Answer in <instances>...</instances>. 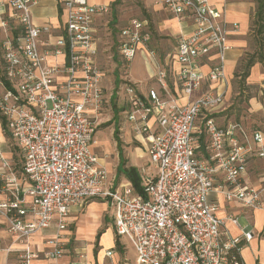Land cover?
<instances>
[{
  "label": "built area",
  "instance_id": "2783aa9c",
  "mask_svg": "<svg viewBox=\"0 0 264 264\" xmlns=\"http://www.w3.org/2000/svg\"><path fill=\"white\" fill-rule=\"evenodd\" d=\"M37 3L8 0L2 21L3 27L10 21L13 26L1 44L0 115L23 156L21 172L15 171L0 145V216L13 239L27 240L56 225L48 255L61 258L72 207L104 199L112 208L116 235L135 250V262L127 264H245L240 249L252 232L230 235L227 218L217 214L219 206L210 199L219 191L248 208L264 207V185L245 180L252 158L264 160V133L220 119L228 92L229 35L238 24L229 23L210 0H157L194 25L190 34L177 38L164 63L150 46L147 19L133 18L118 27L121 57L128 62L147 58L151 77L160 84L146 93L125 85V119L149 154L148 167L140 173L144 193H139L129 179L110 180L93 149L108 104L96 21L110 15L111 6L60 0L65 20L52 36L50 23L33 20ZM210 59L214 62L206 72L203 63ZM170 71L176 77L173 89ZM202 136L207 156L197 151ZM35 257L22 254L18 264H32Z\"/></svg>",
  "mask_w": 264,
  "mask_h": 264
},
{
  "label": "crops",
  "instance_id": "0c3cea01",
  "mask_svg": "<svg viewBox=\"0 0 264 264\" xmlns=\"http://www.w3.org/2000/svg\"><path fill=\"white\" fill-rule=\"evenodd\" d=\"M116 1L117 0H89L90 3L111 5L112 11L110 15L113 22L119 20V18L116 17L118 10L116 5L123 0ZM140 1L142 10L148 13L149 16V20L147 18L145 19L150 22L153 30L162 36L170 37V41L169 38L155 41L154 49L158 53L160 60L164 63L173 54L177 38L180 35H187L193 31V22L190 19L181 20L177 16L171 14L163 5L157 3V0ZM210 1L217 9L224 10L225 18L229 23H237L239 26L237 32L229 35V41L232 48L227 51L226 59L228 92L222 106L227 108L228 94L234 77V72L245 51L251 47L252 37L250 34L252 24L254 27V19L258 3L257 0ZM7 3L8 0H0V71L3 64L1 44L2 41L6 39L7 33L12 31L11 29L13 26V21H10L7 27L2 26L3 19L7 17L9 13ZM139 11V9L133 8L131 13L128 15L127 13L121 15L122 18L120 19L127 23L129 20L133 19L132 15ZM32 13L35 23L40 25L50 23V25H52V36L57 35L61 31L65 15L60 7V0H38V3L32 8ZM110 15L97 19L96 28L99 33L102 27L106 26L107 22H110ZM15 32L16 31L14 30V33ZM213 62L212 59L204 61L203 67L206 72L209 71ZM152 74L153 71L149 68V79H155L157 81L156 78L151 77ZM256 75H260L264 78V66L260 62H257L251 67L248 77L254 79L256 78ZM175 81L176 77L174 73H171L170 71L168 76V84L170 88H175ZM157 83L158 85H152L151 87H159L160 84L158 81ZM208 86V83L204 84V89ZM181 102L184 101L182 100ZM105 121L106 119L104 118L103 122ZM9 138L12 139L9 132L5 131L2 126V117L0 115V145L4 155L14 166V164H16L15 152L8 141ZM139 142L144 147V150H146L144 143L141 141ZM97 145L98 140L93 147L94 151ZM197 151L201 156H207L208 154L206 141L203 136L199 139V149ZM254 160L263 161V159H260L259 157H253L250 165ZM100 163L110 174L111 172L108 170L107 163L102 156H100ZM249 172L250 166L245 177L246 182L255 187L261 188L264 185V173H262L259 182H257L250 177ZM2 198H4V195H0V199ZM210 199L211 201L216 202L219 206L217 214L221 218H227L225 228L230 235L238 237L242 236L244 231L249 230L252 232L251 240L243 241L244 244L240 249V257L244 263H264V207L255 209L248 208L237 200H227L219 191H213L210 195ZM228 217L236 218L237 223H234L231 219H228ZM108 218L113 219V224H110ZM68 221L69 225L66 230L67 243L65 254L61 258L55 259L48 255L53 251L54 247L48 244L47 241L55 236L57 232L56 225H52L49 228L32 235L27 240L15 241L8 231L6 219L0 216V264H18L20 255L27 253H34L37 255V257L32 258V264H118L121 260V255L117 253L118 251L116 248L119 252H122L123 244L120 239L119 241L122 248L118 247L116 244L113 211L109 201L104 199H90L81 205H75L71 209ZM100 231L103 232L98 238ZM108 250H112L113 254L110 256L106 255V251Z\"/></svg>",
  "mask_w": 264,
  "mask_h": 264
},
{
  "label": "rangeland",
  "instance_id": "374dc122",
  "mask_svg": "<svg viewBox=\"0 0 264 264\" xmlns=\"http://www.w3.org/2000/svg\"><path fill=\"white\" fill-rule=\"evenodd\" d=\"M111 6V5H110ZM112 8V6H111ZM117 22H113L111 15L110 22L107 27L104 26L99 33L100 55L99 61L105 70V92L108 98V104L104 111L103 122L96 133L95 138L98 140V145L95 151L102 156L106 163L109 174V179H115L116 183L124 181L127 177L118 170L119 150L117 148L116 138L121 141L122 151L127 159L126 166L135 165L139 169V174L143 169L148 167L149 154L135 137L131 124L126 121L124 111L128 108V101L125 95L126 83H131L143 93L152 85H158L155 79H149V68L152 70L150 61L144 56H137L133 61H125L118 51V39L116 32L118 27L126 24L122 21L121 15L132 12L133 8L140 11L132 15L133 18H147L148 13L142 10L140 0H123L116 5ZM119 21V22H118ZM150 23V22H149ZM152 28L153 38L150 46L155 47V41L169 38L158 34ZM250 36L252 37L251 47L245 51L242 58L239 60L237 68L234 72V77L231 82L230 91L228 94V107L221 117V120H235L241 122L247 130H261L264 133V78L256 75V78L250 79L247 77L242 81L243 67L249 57L258 50V35L256 34L253 24ZM158 54V53H157ZM119 82V83H118ZM116 92V98L113 94ZM12 149L15 152V161L13 168L21 172L23 168L22 152L15 146L12 139H8ZM133 150V152H132ZM131 152V153H130ZM262 173H264V160H254L250 165V177L259 182ZM110 224H113V219L108 218ZM123 244V251L117 253L121 255V260L118 264L132 263L135 260V250L126 237H120Z\"/></svg>",
  "mask_w": 264,
  "mask_h": 264
},
{
  "label": "trees",
  "instance_id": "16d2710c",
  "mask_svg": "<svg viewBox=\"0 0 264 264\" xmlns=\"http://www.w3.org/2000/svg\"><path fill=\"white\" fill-rule=\"evenodd\" d=\"M257 3L258 6L256 9V16L254 19V30L258 35V50L252 55H249L243 67V73L240 74L242 76V81H244L249 76L250 69L254 64L260 62L264 66V0H257ZM115 95L116 92L113 94L114 98H116ZM2 126L5 129V120L3 117H2ZM116 142H117V148L119 150V158H120V164L118 166L119 172L124 174L132 182L135 189L139 193H144L143 187L141 185V176L139 174L138 168L135 166H126L127 159L125 158L123 154L124 152L122 151V147H121L122 141L117 137ZM102 232L103 231H100V233L98 234V238L100 237ZM115 239L117 246L122 248V245L119 241L120 237L116 235Z\"/></svg>",
  "mask_w": 264,
  "mask_h": 264
}]
</instances>
